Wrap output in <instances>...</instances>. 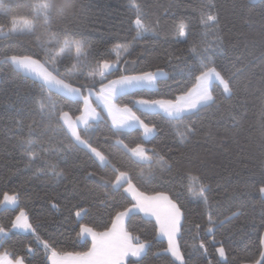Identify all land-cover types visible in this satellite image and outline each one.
<instances>
[{
  "label": "trees",
  "instance_id": "obj_1",
  "mask_svg": "<svg viewBox=\"0 0 264 264\" xmlns=\"http://www.w3.org/2000/svg\"><path fill=\"white\" fill-rule=\"evenodd\" d=\"M12 12L26 11L30 0H11ZM83 10L73 25L74 31L87 40L98 55L113 44L131 40L136 10L133 0H80ZM146 20L157 25L155 34H147L136 42L130 59L139 58L137 69H163L168 79L161 81L159 92L138 93L149 98L174 96L186 84L190 86L187 65L192 57V44L212 40L200 24L202 11L211 5L218 16L219 35L223 44L213 57L215 66L232 79L238 93L231 101L224 100L216 90L218 105L191 115L184 124L197 130L185 145L176 136L168 121L155 115L143 119L157 126V133L145 146L173 164L172 172L154 181L140 180L138 165H131L135 182L148 195L163 191L178 198L185 214L184 229L179 240L188 264H218L216 249L223 246L229 264H252L259 258V240L264 237V199L259 188L264 186V0H135ZM3 18L0 17V23ZM187 26V36L178 38V26ZM54 27H62L55 22ZM33 37H0V200L4 194H19L18 207L0 209V225L10 230V237L0 247L25 258V264H48L42 244L31 233L11 230V220L23 209L36 226L41 239L54 243L58 251H86L91 243L78 236L80 225L102 232L111 226V217L128 206L129 198L113 193L100 182L99 176L114 179L111 169H102L90 158L87 150H68L69 138L61 131L47 111H41L46 96L31 79L4 63V54L31 51ZM71 61L67 62V67ZM170 86V87H168ZM98 88V86H97ZM135 97H125L124 100ZM57 100L72 115H78L75 103ZM229 103L238 104L239 126L221 116ZM109 121L100 122L89 138L94 147L104 151L121 170L130 167L128 156L115 145L116 136L109 131ZM210 134V135H209ZM141 133L133 130L120 138L134 147ZM108 137L106 140L105 138ZM34 142L39 157L34 162L25 155L22 140ZM55 164V172L49 166ZM146 169L147 165H143ZM89 173H95L89 176ZM187 174L198 176L208 185L207 198L211 209L192 200L186 192ZM122 192V190H121ZM107 193V195L105 194ZM114 197V198H113ZM78 210H83L80 217ZM218 222L214 234L206 232L208 214ZM196 224H200L197 236ZM133 236L151 243L141 264H160L155 223L139 214L126 224ZM191 229V230H189ZM203 242L205 249L194 250ZM166 246V243H165ZM32 248V253L28 249Z\"/></svg>",
  "mask_w": 264,
  "mask_h": 264
},
{
  "label": "snow or ice",
  "instance_id": "obj_2",
  "mask_svg": "<svg viewBox=\"0 0 264 264\" xmlns=\"http://www.w3.org/2000/svg\"><path fill=\"white\" fill-rule=\"evenodd\" d=\"M14 7L16 3L11 0H0V17L3 18L0 37H33L28 42L31 51L11 55L6 52L4 63L10 64L15 72L31 79L40 89L41 95L46 96L47 103L41 101V111L46 110L48 116L55 120L69 138L68 150L85 149L98 167L110 168L115 178L100 175L99 182L113 193L130 197V200L127 207L111 217V226L104 231L80 225L79 238L84 243H87V238L91 239V246L86 251H58L54 243L40 238L36 226L23 209L11 220V230L31 233L42 244L48 264H141L146 250L152 245L149 241H142L139 236H133L126 224L132 216L143 213L155 219L159 248L154 255L160 259V264H188L179 243L185 214L178 198L174 199L163 191H155L152 195L141 191L134 180L131 165L141 166L136 177L147 182L171 173L173 168V164L159 155L156 149L145 146L157 133V126L147 123L142 116L155 115L168 121L176 129L180 143L186 145L197 134V130L184 124V121L202 109L218 105L215 94L217 89L222 90L221 95L227 101L238 95L232 79L218 70L213 60L223 39L219 35L218 16L212 13V6L208 5L207 10L202 11L200 24L208 30L205 34L212 35L213 39L192 44L188 49L193 61L187 65L190 86L186 84L174 96L161 95L158 98L138 95L145 90L150 93L159 92L161 81L167 80L168 74L159 68L155 71L138 70L136 65L140 62L139 58L130 59L136 42L147 34H155L157 29L156 24L146 20L145 13L135 0L132 2V7L136 10L133 21L135 34L131 40L113 44L100 55L93 51L82 35L77 38L78 34L74 31L73 25L83 10L80 0H30L26 11L13 13ZM55 22H60L62 27H54ZM186 36L187 26L181 23L178 26V38ZM68 61H71V66L65 71ZM260 90L264 91V76L260 80ZM53 97L75 103L79 114L72 115L63 107L58 108L57 100ZM125 97L135 98L125 101ZM221 116L231 119L233 127L239 126L241 117L238 115V104H227ZM104 121H110L109 131L117 137L115 145L128 156L130 167L125 170H121L104 151L94 147L89 138L90 132ZM133 130L141 133L139 142H135L134 147L120 138ZM21 144L25 146V155L29 157L30 163L39 158L33 151L32 140H22ZM143 165H147V168ZM49 166L53 169L54 176L61 175L55 172V164ZM94 175L96 174L89 173L90 177ZM187 179L185 187L188 197L203 202L210 210L208 185L198 176L187 174ZM259 192L264 198V186L259 188ZM18 200V193H5L0 200V208L18 207ZM82 211L78 210L76 216L80 217ZM218 223L224 221L214 220L209 211L206 232L214 234ZM201 227L200 224L195 225L197 236ZM9 237L10 230L0 225V247H3ZM193 247L196 251L205 249L206 252L203 242L198 248L195 245ZM258 250L259 258L253 256L252 264H264V237L259 240ZM33 251L32 248L28 249L29 253ZM216 251L221 258L218 264H229L225 248L220 246ZM129 257L136 259L130 260ZM0 264H25V258L5 249L0 252Z\"/></svg>",
  "mask_w": 264,
  "mask_h": 264
},
{
  "label": "crops",
  "instance_id": "obj_3",
  "mask_svg": "<svg viewBox=\"0 0 264 264\" xmlns=\"http://www.w3.org/2000/svg\"><path fill=\"white\" fill-rule=\"evenodd\" d=\"M129 199H130V197H129ZM138 214L141 215L142 217H144L145 219L152 220V221L155 223V219H154V218H152V217H147V216H145L143 213H138ZM14 231H16V232H18V233H23V232H20V231H17V230H14ZM158 239H159V238H158ZM87 240H89L90 243H91V239H90V237L87 238ZM165 243H166V242H165ZM129 259H130V260H134V259H136V258L129 257Z\"/></svg>",
  "mask_w": 264,
  "mask_h": 264
},
{
  "label": "rangeland",
  "instance_id": "obj_4",
  "mask_svg": "<svg viewBox=\"0 0 264 264\" xmlns=\"http://www.w3.org/2000/svg\"><path fill=\"white\" fill-rule=\"evenodd\" d=\"M252 2H255V1H257V0H251ZM222 91V90H221ZM109 123H110V121H109ZM261 195V194H260ZM261 197H262V195H261ZM264 199V198H263ZM0 209H4V208H0ZM18 231V230H17ZM24 233V232H23Z\"/></svg>",
  "mask_w": 264,
  "mask_h": 264
}]
</instances>
